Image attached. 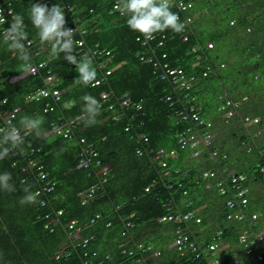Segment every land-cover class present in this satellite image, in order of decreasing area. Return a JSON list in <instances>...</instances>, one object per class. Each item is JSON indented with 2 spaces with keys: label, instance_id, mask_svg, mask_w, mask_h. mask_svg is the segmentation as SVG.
Here are the masks:
<instances>
[{
  "label": "trees",
  "instance_id": "trees-1",
  "mask_svg": "<svg viewBox=\"0 0 264 264\" xmlns=\"http://www.w3.org/2000/svg\"><path fill=\"white\" fill-rule=\"evenodd\" d=\"M9 1L7 19L24 17L32 63L45 66L20 78L22 62L0 39V115L13 111L10 119L17 126L22 116H44L46 139L22 133L23 152L0 161V173L10 172L17 188L0 191V264H264V249L256 240L259 232L264 239V130L253 138L237 114L226 122L219 117L229 98L239 102L241 114L258 117L254 131L264 127V0H191L195 16L186 39L169 30L156 36L164 35L163 46L155 40L139 45V33L129 30L126 17L111 11L113 0H39L65 9L66 26L76 30L74 40L84 41L75 49L78 58L89 49L95 53L101 83L88 88L76 84L75 66L63 54L50 60L49 45L40 43L29 19L38 0ZM209 41L212 48H204ZM159 63L192 76L189 87L173 89L160 78ZM206 66L211 69L202 76ZM46 71L55 74L59 98H29L45 88ZM85 94L108 98L101 100V122L89 128L78 119ZM167 95L171 106L164 100ZM124 98L128 102L120 106ZM252 100L258 106H244ZM46 102L50 110H45ZM187 102L215 131L211 144L196 157L177 143L193 125L180 120L173 108H185ZM88 149L95 155L85 166ZM212 149L226 157L209 158ZM204 172L213 175L202 176ZM229 172L243 176L235 184L245 189L247 203L234 209L242 219L227 218L235 212L225 205L234 192ZM217 182H222L223 193ZM91 187L81 203V194ZM25 188L41 193L36 204L19 203ZM189 211H195L198 223L158 221ZM69 221L79 229L76 240L66 227ZM179 235L186 240L178 250L172 243ZM98 258L102 260L96 263Z\"/></svg>",
  "mask_w": 264,
  "mask_h": 264
},
{
  "label": "clouds",
  "instance_id": "clouds-1",
  "mask_svg": "<svg viewBox=\"0 0 264 264\" xmlns=\"http://www.w3.org/2000/svg\"><path fill=\"white\" fill-rule=\"evenodd\" d=\"M0 4L5 7L4 10L3 8H0V24L4 25L7 23L9 25L8 27L6 26L0 27L2 29H5L3 33V37H0V39L3 38V42L4 44L7 45L8 51L13 53L15 55V58H17L19 61L22 62L20 66V74H19L20 78H23L27 75H34L38 70L37 68L44 67L45 65L41 63V64H37L39 67H36V65H33L32 63V56L30 52L31 41H28V32L26 30L27 25L24 22V17L20 14H17L9 22L7 18L8 17L11 18V10L9 8L10 1L0 0ZM192 6H193V2L191 0H121L120 5L118 6V10L121 16L126 17V25L129 28V30L139 33L136 37L142 36L143 43L145 46H147L150 41L156 39L157 34H162L169 30L175 34H180V37L183 40H185L187 36L186 33L189 22L195 16L194 12H192ZM7 10H9L10 13H7ZM4 11L6 14H4ZM111 11H114L112 7H111ZM187 18L189 20L188 22H186V24H184L182 21H184ZM29 19L31 21L32 26L37 30V35L40 43L49 45L50 60L58 59L61 56V54H63L64 60L75 66V70L78 73L75 80L76 84L84 88L98 87L100 85L101 81L97 79L98 71L95 66V53L91 49H89L78 58L75 49L77 46L83 47L84 41L74 40V36L76 35V30L72 28V26L71 27L66 26L67 19L65 15V9L60 4L54 3L51 5V7H49L46 3H41L38 0V2L32 3L31 5L29 11ZM231 23L232 21L229 22V24ZM80 35L84 36L86 35V33L81 31ZM162 38H164V35H160V39L155 40L156 46H159L157 44L158 41H160L161 42L160 45L163 46L161 41ZM25 41H28V43L26 44ZM139 45H141L140 42ZM204 48L206 49L212 48V43L210 41L206 42ZM162 55L161 58H164V54ZM153 65H157V62H154ZM159 65H160L159 69L161 72L162 65L165 64L159 63ZM217 66L219 68H222L223 64L221 63L218 64ZM171 69H178V68H171ZM210 69L211 67L206 66L205 70H203L202 72V76H206V71ZM179 70L181 71V74L183 75L185 80V85L188 88L193 78L192 76L187 77L182 72L181 69ZM47 72L49 71H46V74ZM49 73L55 76L54 73L52 72ZM160 78H166V80H168L171 87L175 90L187 89L185 87H177V85L171 83L169 76L167 77L161 76ZM55 83H56V77H55L54 85ZM44 95L47 96L48 94L44 93ZM107 99L108 98L106 95L102 96L100 100H98L96 97H94L91 94H85L82 97L83 106L81 109V114L79 115L78 119L83 123V126L85 128L96 126L101 122L98 119V117L102 115V109H103V104L101 103V100L107 101ZM123 100H125L126 103L128 102V100L125 98L122 99L121 102ZM121 102H120V106H123L124 104H121ZM3 103L7 104V100L5 99ZM238 103L227 98L224 101V104L220 107V110H225L226 106H228V108L222 115H219V117L223 120V122H226V120L230 118L233 114H237L238 121L242 126L244 132L248 135L251 134V136L254 138L258 135V133H261L264 130V127H261L260 129L254 131V128H257L259 124L258 117H254L251 114H241V112L237 109ZM187 105L194 106L193 104H190L188 102ZM194 108L197 109L198 112V108H196L195 106ZM227 112H230V114L226 115ZM3 113L6 114L5 112ZM202 119L207 120L211 123V130L214 132L215 135L212 122L207 118L206 119L202 118ZM44 123H45L44 116H28V115L22 116L20 118L19 126L13 124L11 119L6 121L7 127L0 128V161L11 159L13 156L17 155L18 152H23L25 135H23L22 133L31 134L35 139H46V130L43 128ZM127 128L128 127H125L124 130H127ZM263 146H264V142H263ZM96 161L98 160H95L94 163ZM97 165H99V163ZM260 169L263 170L262 167ZM99 170L105 172L104 167L99 168ZM16 190H17L16 185L12 182V174L7 171L0 173V191L6 193H13ZM93 190L94 188L91 187V189H89L87 193L81 194V197L83 196V198H81V203L83 202L85 203L88 200V197L90 196L91 191ZM24 192L25 195L19 201L21 205L36 204L38 202L37 198L41 195L39 191L35 192L34 194L31 193L28 188H25ZM85 197L87 198L85 199ZM96 216L97 215H95V217ZM252 218L255 219V216L252 215L251 219ZM91 219L92 218H90V220ZM90 220L89 222H91ZM126 225L127 223H125V226ZM259 233L262 234V232ZM78 237L79 235L77 233V238ZM77 238L72 237V240H76ZM176 240L173 241L172 244H176L177 249L179 250L182 244L180 243V248H178L179 244H177ZM86 241L87 238L83 239L82 240L83 244L86 243ZM262 241H264L263 237H262ZM209 246H212L211 250H214L215 247L214 245H209ZM94 255H92L91 252V256ZM106 257L107 255H104V258ZM100 260L102 259L98 258L96 260V263ZM214 263H216V261H214Z\"/></svg>",
  "mask_w": 264,
  "mask_h": 264
},
{
  "label": "built area",
  "instance_id": "built-area-1",
  "mask_svg": "<svg viewBox=\"0 0 264 264\" xmlns=\"http://www.w3.org/2000/svg\"><path fill=\"white\" fill-rule=\"evenodd\" d=\"M119 0H114L113 6L112 8L114 10L118 11V14H120L119 10H118V6L116 4V2H118ZM0 8H3L2 5L0 4ZM4 10V8H3ZM7 13H10L9 10H7ZM4 14L5 11H4ZM188 18L185 19L184 21H182L184 24H186V22H188ZM5 29L0 28V37H3V33H4ZM163 37V36H162ZM137 41L140 42L141 45H144L143 43V37L139 36L135 38ZM158 45L161 44L160 41L157 42ZM163 56V55H162ZM161 76L162 77H170L171 83L177 85V87H186L185 85V80L183 75L181 74V71L179 69H171V68H167L165 65H162V70H161ZM44 83H45V88H42L40 90L37 91V93H33L31 94V98H35V96H41V97H48L52 100H57L59 98L60 92L57 88H54V82H55V77L53 74L47 72L45 78H44ZM44 93H47L48 95L45 96ZM35 94V96H34ZM165 101H170V96H166L165 97ZM121 104H126V101L123 100L121 102ZM169 106H171V103L169 102ZM45 110L46 109H50L49 104L46 102L44 105ZM44 111V110H43ZM173 113H175L178 118L180 120H184V121H189L192 122L193 127L192 128H188L181 136L178 137L177 139V143L179 145L180 148L183 147H188L192 149V156H197L200 152V148H207L210 144L211 141L213 139L214 136V132L211 130V123L207 120H204L200 117V115L197 112V109L194 108V106L192 105H187V107L185 108H173ZM230 112H227L226 115H229ZM13 117V111L8 113V114H4L2 113L1 115V119H2V125L0 126V128H6L7 124L6 121H8L10 118ZM53 130H55L53 128ZM159 152L163 153L162 149H159ZM169 155H172L173 152L169 151L168 152ZM225 153L224 152H220L216 149H212L209 152V158H221L224 159ZM84 161V160H83ZM82 161V162H83ZM82 164V163H81ZM84 165H86L85 163H83ZM95 164H98V161L95 162ZM213 175L212 172H204L202 173V176H209L211 177ZM227 176L229 177V188L234 189V192L232 193V198L228 199L225 201V205L227 206V208L229 209H235L236 207H240L243 206L246 203V196H245V189L241 187V185L239 183L235 184V182L241 181L243 180V176L238 174L237 176L232 175L231 172L227 173ZM221 183L222 182H217L216 186L218 187V191L220 193H223L224 190L221 187ZM228 185V184H227ZM209 185H206V187H208ZM147 188H145L146 190ZM59 213V212H58ZM195 211H189L185 214H183L181 217L179 216H172V215H167V216H162L160 218H158V221H162V220H172L174 222L180 221V220H187V219H193L195 223L199 222V218L196 217L195 215ZM233 218V219H240L242 218V214L240 212H238L237 210L235 212H230L227 215V218ZM91 222L93 221V219L90 220ZM74 221H70L67 225L68 230H69V235L73 238H77V231L78 228L74 227ZM176 232H179V230H177ZM257 239L258 242L260 243V246L262 245V248L264 249V241H262V234L258 233L257 235ZM246 236L240 235V240L244 241ZM186 240L185 235H179L177 237V244H179L178 248H180V243L183 244V242ZM192 248V246H191ZM210 249H212V246H209ZM250 252V248H247L246 253ZM92 255H94V252H92Z\"/></svg>",
  "mask_w": 264,
  "mask_h": 264
},
{
  "label": "bare ground",
  "instance_id": "bare-ground-1",
  "mask_svg": "<svg viewBox=\"0 0 264 264\" xmlns=\"http://www.w3.org/2000/svg\"><path fill=\"white\" fill-rule=\"evenodd\" d=\"M116 4H117V6H119V4H118V2H116ZM117 11V10H116ZM121 16V15H120ZM55 77V76H54ZM45 82V81H44ZM45 84V83H44ZM37 93V92H36ZM35 93V94H36ZM35 94H34V96H35ZM38 97H41V96H35V98H38ZM51 109V108H50ZM49 109V110H50ZM146 141V140H145ZM139 154H140V152H139ZM86 160H85V166H87L88 164H89V161H90V159H91V157H93L94 155H95V152H93L92 150H90V149H88L87 151H86ZM193 157H196V156H193ZM216 174V173H215ZM222 182H223V180H221ZM231 191V190H230ZM230 195V194H229ZM247 203V202H246ZM244 206V205H243ZM242 206V207H243ZM227 207V206H226ZM235 211V210H234ZM176 216H179V217H181L182 215H176ZM242 219V218H241ZM234 220V219H233ZM186 221V220H185ZM179 222V221H178ZM74 225H75V223H74ZM245 238V237H244ZM239 240H240V237H239ZM240 242H245V240L244 241H241L240 240ZM249 243V242H248ZM254 243V242H253ZM215 244V243H214ZM191 245L193 246V244L191 243ZM250 246V245H249ZM258 246V245H257ZM208 248H209V246H208ZM247 248H250V247H247ZM246 248V249H247ZM209 250H211L210 248H209ZM215 250V249H214ZM215 252V251H214Z\"/></svg>",
  "mask_w": 264,
  "mask_h": 264
},
{
  "label": "rangeland",
  "instance_id": "rangeland-1",
  "mask_svg": "<svg viewBox=\"0 0 264 264\" xmlns=\"http://www.w3.org/2000/svg\"><path fill=\"white\" fill-rule=\"evenodd\" d=\"M234 90H238V89H234ZM204 94V93H203ZM255 105H257V102L255 101V100H252V102L251 101H247L245 104H244V106L245 107H254ZM258 106V105H257ZM234 249V248H233Z\"/></svg>",
  "mask_w": 264,
  "mask_h": 264
}]
</instances>
